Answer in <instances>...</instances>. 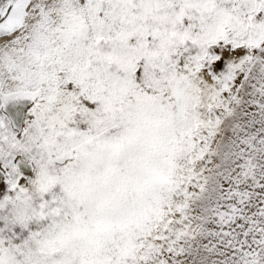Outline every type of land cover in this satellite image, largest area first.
<instances>
[{
	"label": "snow or ice",
	"instance_id": "snow-or-ice-1",
	"mask_svg": "<svg viewBox=\"0 0 264 264\" xmlns=\"http://www.w3.org/2000/svg\"><path fill=\"white\" fill-rule=\"evenodd\" d=\"M0 264H264V0H0Z\"/></svg>",
	"mask_w": 264,
	"mask_h": 264
}]
</instances>
